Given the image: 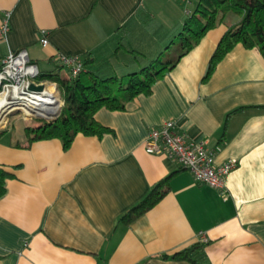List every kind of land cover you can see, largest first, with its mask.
<instances>
[{
    "label": "crops",
    "instance_id": "0c3cea01",
    "mask_svg": "<svg viewBox=\"0 0 264 264\" xmlns=\"http://www.w3.org/2000/svg\"><path fill=\"white\" fill-rule=\"evenodd\" d=\"M181 5L0 0V23L8 13L0 60L25 49L40 73L67 75L49 66L56 52L93 51L98 69L120 32L127 34L122 40L150 50V28L180 22L187 15ZM237 19L227 12L149 94L122 110L99 108L95 119L111 129L101 136L79 132L66 149L57 137L28 143L23 124L19 133L0 136V166L12 173L0 196V264H194L163 254L200 241V234L206 241L199 264H264V107H258L264 106V57L236 43L202 80L218 40ZM40 29L46 46L38 41ZM168 119L188 138L205 139L216 163L237 160L223 190L195 181L173 158L144 150L148 131ZM168 174L167 190L152 207L129 224L118 221Z\"/></svg>",
    "mask_w": 264,
    "mask_h": 264
},
{
    "label": "trees",
    "instance_id": "16d2710c",
    "mask_svg": "<svg viewBox=\"0 0 264 264\" xmlns=\"http://www.w3.org/2000/svg\"><path fill=\"white\" fill-rule=\"evenodd\" d=\"M229 11L235 13L238 19L227 25L218 40L202 80L210 76L216 63L236 43L246 48L256 47L264 57V0H197L193 9L180 22L169 28L159 24L150 28L151 39L155 40L149 44L152 46L150 50L146 49L147 44L145 47L142 44L132 45L118 38L113 52L98 69L93 68L96 62L93 51H87L81 55L84 69L75 77L58 72L40 73L39 78L56 82L63 105L55 119L25 125L27 142L57 137L66 149L79 132L101 136L111 131L95 119L94 113L101 107L122 110L126 102L136 95L149 94L152 85L168 73L206 30L222 22ZM176 38L179 39L177 53L162 59ZM7 131H13L12 127L0 129V136ZM11 176L10 171L0 166V196L5 191V180ZM169 176L154 183L143 198L118 217V221L129 224L152 207L166 192L167 185L162 183ZM203 244L197 240L163 256L199 264L198 257Z\"/></svg>",
    "mask_w": 264,
    "mask_h": 264
},
{
    "label": "built area",
    "instance_id": "2783aa9c",
    "mask_svg": "<svg viewBox=\"0 0 264 264\" xmlns=\"http://www.w3.org/2000/svg\"><path fill=\"white\" fill-rule=\"evenodd\" d=\"M181 1L189 3V0ZM7 15L5 12L0 23V38L8 29ZM38 41L43 46L48 44L46 30L40 29ZM53 60L66 70L69 77L77 76L84 69L83 60L79 55L56 52ZM39 74L37 65L31 61L25 49L8 52L0 60V94H4L6 102L0 113V126L6 125L8 115L13 111H19L24 118L38 116L46 120L59 114L63 100L57 84L53 80L39 78ZM31 84H41L42 88L31 89ZM45 98L47 100H44ZM143 145L148 153L173 158L192 173L195 181L220 190L224 189L225 177L237 164L235 158L216 163L214 152L207 146L205 139L188 138L171 119L151 128L144 138ZM199 239L206 241L202 234Z\"/></svg>",
    "mask_w": 264,
    "mask_h": 264
},
{
    "label": "rangeland",
    "instance_id": "374dc122",
    "mask_svg": "<svg viewBox=\"0 0 264 264\" xmlns=\"http://www.w3.org/2000/svg\"><path fill=\"white\" fill-rule=\"evenodd\" d=\"M179 1H181V0H179ZM190 2H191V0H189V3H184L181 1V4H182L181 9L186 14H187V11H191L193 9V5L190 4ZM122 33L123 32H120V34L117 37L120 39L119 41H122V37H125L127 35V34H125V32L123 34ZM178 42H179V39L176 38L175 42L172 43L170 45V47L165 51V54L162 56V59H167L169 56H174L177 53ZM56 65L59 66V64L56 61H54V63L52 62L49 66L51 68H54V67H56ZM40 68L43 69L42 65L40 66ZM59 69L61 70V73H62L63 68L60 66ZM42 121H46V119L42 118V117H38V116H36V117L32 116L31 118L30 117L24 118L23 115L19 111H13L8 115L6 125L0 126V129L5 128L8 125V127H12V130H16V132L19 133L20 127H23V126H20V124H23V125L35 124V123H39Z\"/></svg>",
    "mask_w": 264,
    "mask_h": 264
},
{
    "label": "bare ground",
    "instance_id": "6f19581e",
    "mask_svg": "<svg viewBox=\"0 0 264 264\" xmlns=\"http://www.w3.org/2000/svg\"><path fill=\"white\" fill-rule=\"evenodd\" d=\"M4 95V94H3ZM2 95V93L0 94V113H1V109H3L4 105H5V97ZM44 100H47L46 98ZM0 118H1V114H0Z\"/></svg>",
    "mask_w": 264,
    "mask_h": 264
},
{
    "label": "water",
    "instance_id": "95a60500",
    "mask_svg": "<svg viewBox=\"0 0 264 264\" xmlns=\"http://www.w3.org/2000/svg\"><path fill=\"white\" fill-rule=\"evenodd\" d=\"M31 89H35V90H40L42 88V85L39 84V85H35V84H31L30 86ZM38 115V114H37ZM58 116V113L56 114V117ZM56 117H54L53 119H55ZM53 119H49V120H46V121H51Z\"/></svg>",
    "mask_w": 264,
    "mask_h": 264
}]
</instances>
